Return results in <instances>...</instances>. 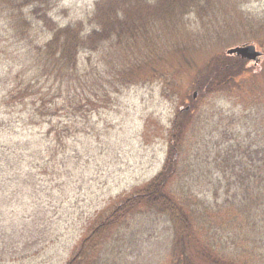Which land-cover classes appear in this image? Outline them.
<instances>
[{
	"label": "rangeland",
	"instance_id": "1",
	"mask_svg": "<svg viewBox=\"0 0 264 264\" xmlns=\"http://www.w3.org/2000/svg\"><path fill=\"white\" fill-rule=\"evenodd\" d=\"M96 1L58 0L53 16L61 24L87 18ZM207 20L202 27L196 16L186 18L187 35L157 37L151 44L153 55L147 58L142 51L134 64L111 69L105 62L97 64V54L89 55L97 64L89 68L97 69L101 80L84 94L88 109L66 118L76 126L74 134L59 152L54 149L57 156L50 158L47 172L31 175L27 150L34 151L36 141L32 137L25 144L19 114L5 104L21 71L23 44L0 14V264H67L92 224L159 174L173 124L186 123L191 114L189 130L198 148L188 162L197 171H189L181 185L208 206L224 205L235 193L238 197L240 156L232 149L240 144L255 150L264 137L257 122L262 113L246 88L255 90L252 77L262 84L264 58L258 64L244 60L247 70L254 69L247 73L244 94L228 91L201 100L195 84L212 61L225 57L226 63H235L238 57L226 54L230 48L254 44L264 53V0H218ZM29 74L26 79L33 78ZM106 79L110 84L105 86ZM194 106L197 111L191 110ZM44 149L42 143L39 150ZM6 155H11L8 163ZM32 178L38 181L29 182ZM132 216L131 228L123 231L119 264L165 262L173 240L168 218L156 212ZM234 240L229 235L223 245L232 246Z\"/></svg>",
	"mask_w": 264,
	"mask_h": 264
},
{
	"label": "trees",
	"instance_id": "2",
	"mask_svg": "<svg viewBox=\"0 0 264 264\" xmlns=\"http://www.w3.org/2000/svg\"><path fill=\"white\" fill-rule=\"evenodd\" d=\"M217 2L97 0L89 17L61 24L53 16L60 4L58 0H0V14L4 15L8 30L23 44L19 48L21 71L5 97V104L13 107L11 113L19 114L16 117L21 121L25 144L32 137L36 141L37 148L27 150L30 174L36 170L47 172L50 158L57 156L54 149L59 152L76 129L66 118L84 108L87 111L83 101L89 100L84 94L92 92L91 85L101 80L97 69L89 66L105 62L106 67L115 69L132 64L142 51L148 58L153 55L151 44L157 37L188 34L186 18L196 16L204 27ZM94 54L98 55L97 64L91 63L89 57ZM245 61L238 58L235 63H226L225 57L212 61V66L197 75L194 88L201 100L228 91L244 94L247 88L254 96L252 104L262 113L257 122L264 131V76L261 85L252 77L255 90L250 89L247 73L254 69L247 70L249 62ZM29 73L32 79H26ZM34 79L38 81L33 82ZM196 109L197 106L191 108ZM193 119L191 114L186 123L173 124L176 132L169 140L163 169L109 216L92 224L67 264H119L125 243L123 231L131 228L132 215L138 212L165 215L171 224L172 249L162 264L264 263V137L255 150L240 144L232 149L240 156L237 163L241 169L235 172V185L240 184L238 197L234 198L235 193L233 200L228 199L224 205L208 206L181 185L189 171H197L188 162V156L198 148L194 131L189 130ZM42 143L44 153L39 150ZM10 157L6 155L7 163ZM234 168L235 164L231 169ZM37 181L32 178L29 182ZM229 235L236 240L226 247L223 242Z\"/></svg>",
	"mask_w": 264,
	"mask_h": 264
},
{
	"label": "water",
	"instance_id": "3",
	"mask_svg": "<svg viewBox=\"0 0 264 264\" xmlns=\"http://www.w3.org/2000/svg\"><path fill=\"white\" fill-rule=\"evenodd\" d=\"M227 54L235 55L243 59L254 61L256 63H258L260 61V58L262 57V52L257 51L256 46L252 44H245L242 46L231 48L227 50Z\"/></svg>",
	"mask_w": 264,
	"mask_h": 264
}]
</instances>
